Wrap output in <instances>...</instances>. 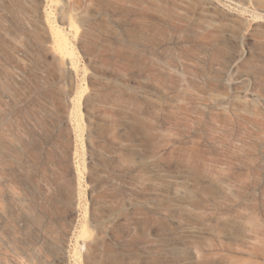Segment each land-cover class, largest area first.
<instances>
[{
	"label": "rangeland",
	"instance_id": "rangeland-1",
	"mask_svg": "<svg viewBox=\"0 0 264 264\" xmlns=\"http://www.w3.org/2000/svg\"><path fill=\"white\" fill-rule=\"evenodd\" d=\"M0 264H264V0H0Z\"/></svg>",
	"mask_w": 264,
	"mask_h": 264
}]
</instances>
